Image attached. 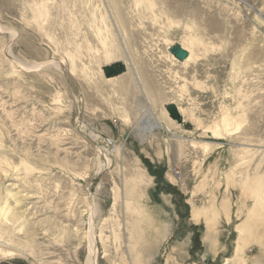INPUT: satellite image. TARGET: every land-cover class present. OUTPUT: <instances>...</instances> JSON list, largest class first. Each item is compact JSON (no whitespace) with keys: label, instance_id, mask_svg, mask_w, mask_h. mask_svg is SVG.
<instances>
[{"label":"rangeland","instance_id":"obj_1","mask_svg":"<svg viewBox=\"0 0 264 264\" xmlns=\"http://www.w3.org/2000/svg\"><path fill=\"white\" fill-rule=\"evenodd\" d=\"M89 257L264 262V0H0V264Z\"/></svg>","mask_w":264,"mask_h":264},{"label":"water","instance_id":"obj_2","mask_svg":"<svg viewBox=\"0 0 264 264\" xmlns=\"http://www.w3.org/2000/svg\"><path fill=\"white\" fill-rule=\"evenodd\" d=\"M168 51L179 61H183L188 55V51L184 49L179 43L176 42L170 45ZM124 70H125L124 65L118 64L116 70H112V71L105 70V76L106 77L114 76L122 73ZM166 110L170 118L176 120L179 123L182 121L178 108L174 103L167 104Z\"/></svg>","mask_w":264,"mask_h":264},{"label":"bare ground","instance_id":"obj_3","mask_svg":"<svg viewBox=\"0 0 264 264\" xmlns=\"http://www.w3.org/2000/svg\"><path fill=\"white\" fill-rule=\"evenodd\" d=\"M173 56V55H172ZM174 57V56H173ZM191 58V55H190V52L188 51V55H187V57L183 60V61H187V60H189ZM174 120V119H173ZM154 121V120H153ZM154 122H156V121H154ZM153 122V123H154ZM179 123V122H178ZM156 126H158V127H161V125L159 124V125H156ZM155 126V127H156ZM7 189H8V191H14V189H15V184H8L7 185V187H6ZM13 194V193H12ZM94 242H93V240H91V242H90V251H92V257H93V251H94V249H93V244ZM88 263L90 264V257H89V259H88ZM255 264H264V262H258V261H256L255 262Z\"/></svg>","mask_w":264,"mask_h":264}]
</instances>
